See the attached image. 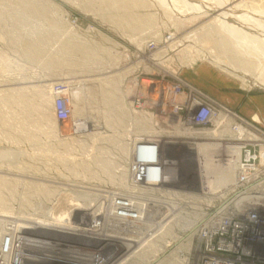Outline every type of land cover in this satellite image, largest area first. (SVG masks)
I'll return each mask as SVG.
<instances>
[{
    "label": "rangeland",
    "instance_id": "1",
    "mask_svg": "<svg viewBox=\"0 0 264 264\" xmlns=\"http://www.w3.org/2000/svg\"><path fill=\"white\" fill-rule=\"evenodd\" d=\"M123 2L127 7L121 5ZM247 2L264 8V0ZM27 3L31 10L26 7ZM156 5L136 7L129 0H0V97L7 93L12 95L20 89L28 100H32L29 104H4L6 108L0 104V115L4 116L0 119V179L10 181V185L13 183V191L0 186L6 208L9 206L12 211L10 213L0 205V221L8 223L5 239L13 233L14 227L25 228L18 232L14 247L13 257H18L19 261L24 258L40 264H155L153 254L145 255L146 259L139 258L155 243L159 251L156 258L173 261L177 257L174 262L182 259L194 264L199 246L198 230L210 221V218L206 219L207 214L218 208L214 203L216 197L228 199L233 193L237 168L225 164L228 153L219 154L216 145L235 144L230 140L236 136L227 133V128H220L221 124L217 122L215 127L187 130L174 118L178 110L171 103L177 101L180 107H184L193 100L192 107L195 108L204 104L198 93L212 98L197 86L201 85L199 79L208 74L207 68L227 83L236 84L237 92L245 97L264 95V55H255L249 46L242 47L240 59L248 61L246 71L250 78H242L241 74L237 76L231 72L232 67L230 70L226 68L229 66L226 65L229 63L227 58H214L208 53L210 50H206V54L195 40L187 38L190 31L212 17L206 21L203 19L204 22L184 19L181 23V19L175 18L166 8ZM213 34L218 35V31L213 32L211 38H214ZM256 82L262 85L258 86ZM36 87L49 92L44 98L50 103L40 101V107L47 114L48 109L53 112V121L42 120L36 111L27 109L30 104L31 108L39 104ZM27 89L29 94L25 91ZM58 99H63L67 118L57 111ZM137 99L139 107L135 104ZM25 109L31 112L28 115H32L34 121L26 116ZM9 111L13 114L9 115ZM233 114L238 117L235 125L241 126L239 118L247 122L244 128L248 134L252 135L253 130H261L264 134L261 117L248 119L236 112ZM225 115L230 117L228 112ZM16 116L18 120L14 118ZM8 120L9 129L6 128ZM22 120H28L29 126L21 124ZM38 122L42 124L38 126ZM175 125L179 126L177 130ZM25 130L29 132L24 133ZM7 132L20 138H10ZM213 132L215 135H211ZM23 134H28L29 138ZM11 139L22 140L24 144L16 141V145ZM6 140L10 141L6 143ZM150 140L159 143L161 150L158 149L157 153L153 150L157 160L175 162L170 168L173 176L168 177L170 181L166 180L169 185L165 190L148 186L151 175L146 172L154 171L155 166H148L145 170L138 168L130 156L143 147L142 142ZM205 146L213 149L206 150ZM16 148L24 155H19ZM189 148L195 149L191 151ZM104 161L112 165L109 170L101 165ZM112 172L116 182L110 180ZM119 179L126 180L120 183L123 180ZM42 183L47 188L41 187ZM122 184H128L130 189H122ZM39 187L48 189L53 197H45ZM123 195L122 201L116 200ZM75 199L78 207H75ZM115 201L126 204L131 201L135 207L131 214H142L143 210L140 215L143 227L134 229L129 220L115 217L118 212L114 208ZM52 211L56 217L70 212L71 217L64 219L70 227L81 232L73 231V236L60 237L35 231L30 222L45 221ZM111 212L114 215H108ZM100 214H103L102 219ZM193 217L199 220L197 231L191 233L186 230L185 222L192 221ZM118 241L125 242V246Z\"/></svg>",
    "mask_w": 264,
    "mask_h": 264
},
{
    "label": "bare ground",
    "instance_id": "2",
    "mask_svg": "<svg viewBox=\"0 0 264 264\" xmlns=\"http://www.w3.org/2000/svg\"><path fill=\"white\" fill-rule=\"evenodd\" d=\"M129 1H132L133 2V4L136 6V7H143V8H146V7H149V6H153V7H155L154 6V4H157L158 6L160 5L161 7H163V9L164 8H166L168 11H170V13L172 14V15H174L175 16V18H178V19H181V21H179V22H183L184 21V19H186V21H188V22H191V20H193V19H195V20H203V19H205V21L206 20H208V18H210V17H212V19L210 20V21H207V22H205V23H203L202 25H200V27L199 28H196V29H194V30H192V31H190L191 33H189V34H187V38L191 41V40H195V43H197L198 45H199V47L200 48H203V49H205V51L206 50H210L208 53H210L214 58H227V60L229 61V63H227L226 65H229V66H227L226 68L228 69V70H230L231 69V67H232V69H231V72L232 73H234V74H236L237 76H239V74H241L240 76L243 78H250V76H247V71H246V69L248 68V61H242L240 58H242L241 57V49H242V47H244V46H249L251 49H253V50H251V52L253 51V53H255V55H257L256 53H260V54H263L264 55V8L263 7H261V6H254V5H250L248 2H247V0H129ZM129 3H131V2H129ZM25 4H26V2H25ZM28 4V3H27ZM121 5H124L125 7H127V4L125 5V3L123 2V4H121ZM156 5V6H157ZM157 6V7H158ZM159 6V7H160ZM201 6H206V8L205 9H201L202 7ZM27 8L29 7V4H28V6H26ZM31 7H33V6H31ZM36 7V6H35ZM26 8V9H27ZM28 9H30V8H28ZM36 9V8H35ZM165 9V10H166ZM31 10V9H30ZM166 10V11H167ZM28 11V10H27ZM36 11V10H35ZM39 11V10H38ZM37 11V13H39ZM29 12V11H28ZM32 12H34V10L32 11ZM30 14H32L31 13V11L29 12ZM42 13H43V11H42ZM40 15V14H39ZM201 22H204V20L203 21H201ZM146 23V22H145ZM215 31H218V35H214L213 37L214 38H211V34L213 33V32H215ZM202 33V34H201ZM246 50V49H245ZM46 54V53H45ZM206 54H207V51H206ZM47 55V54H46ZM204 57H206V55H204ZM220 61L222 62V59H220ZM7 70V69H6ZM4 71H5V69H4ZM245 72V73H241V72ZM251 71H253V70H251ZM12 72V71H11ZM24 80V79H23ZM256 84L258 85V86H261L262 84H260L259 82H256ZM34 85V84H33ZM23 86V85H22ZM22 86H21V88H22ZM26 86V85H25ZM4 87V86H3ZM2 87V88H3ZM28 87H30V86H28ZM27 88V87H26ZM25 88V89H26ZM37 88V98H38V101H39V104L37 105V106H35V107H33V108H31L32 106H31V104H30V106H27V107H29V108H27V109H31V110H33L34 112H35V114H37V115H39L40 117H41V119L42 120H46V121H48V120H51V121H53L54 119H52V115H53V112H50L51 110L50 109H48V114H47V111L46 110H44V111H42L43 109H42V107H40V101H43L44 103H50L47 99H45L44 97H45V95H48L49 94V92L47 93V91H40V89H39V87H36ZM36 88H34V89H36ZM5 89V88H4ZM32 89V88H31ZM33 89V90H34ZM15 90V89H14ZM20 90V89H19ZM14 91V93L12 92V95H10V94H6V92H5V94L6 95H4V96H1L0 97V104L1 105H3V108H6L5 107V105L6 104H10V103H14V102H17V104L18 103H28L29 104V102L31 103V101L30 100H28L27 99V97L24 95V93L22 92V90L21 91ZM23 91H24V89H23ZM25 91H27V93H28V89L27 90H25ZM31 91V90H30ZM29 91V92H30ZM35 92H36V90H34ZM49 91V90H48ZM195 92V91H194ZM33 93V92H32ZM31 93V94H32ZM1 94V93H0ZM29 94V93H28ZM36 94V93H35ZM33 95V94H32ZM34 96V95H33ZM32 96V97H33ZM36 96V95H35ZM198 96H199V99L201 100V102H204V105H214L215 106V109L217 110L218 109V106L216 105L217 103L216 102H212L210 99H208L207 97H205L204 95H199V93H198ZM29 97V96H28ZM35 98V97H34ZM193 101V100H192ZM191 101V102H192ZM34 102V101H33ZM37 102V101H36ZM182 102H184V101H181V103ZM5 104V105H4ZM35 104H37V103H35ZM170 104V103H169ZM173 106V108H175V109H178V108H181L180 107V103H178L177 101L176 102H172L171 103ZM15 105V104H14ZM21 105V104H20ZM22 105H24V104H22ZM32 105H33V103H32ZM211 105V106H212ZM12 106V105H11ZM10 105H9V107H11ZM2 107V106H1ZM8 107V108H9ZM15 107H16V105H15ZM25 107V106H24ZM196 108H197V106H195ZM23 108V107H22ZM21 108V109H22ZM220 109H219V114L217 115V116H219L216 120V122L218 123V124H222V122H224V121H227V115H225V114H227V112H224V109L223 108H221V107H219ZM27 109H25L27 112L29 111V110H27ZM56 109V108H55ZM2 110H4V109H2ZM10 110V109H9ZM12 110V109H11ZM14 110H16V109H14ZM5 111V110H4ZM24 112V113H27V112ZM32 111V112H33ZM46 111V112H45ZM6 112V111H5ZM11 112H13V111H11ZM10 111H9V115L10 114H13V113H11ZM33 112V113H34ZM7 113V112H6ZM23 113V114H24ZM31 113V112H30ZM29 112L26 114V116L28 115V114H30ZM32 113V114H33ZM19 114V113H18ZM2 115V114H1ZM0 115V116H1ZM3 115H7V114H3ZM8 115V116H9ZM15 115V114H14ZM31 117H32V115H30ZM141 116V115H140ZM4 117V116H3ZM2 116L0 117V119H2L3 118ZM12 117H13V115H12ZM12 117H11V119H12ZM21 117H22V115H21ZM20 117V118H21ZM28 117H29V115H28ZM31 117H29V118H31ZM9 118V117H8ZM7 118V119H8ZM14 118H16L17 120H18V118H17V116L16 117H14ZM24 117H22V119H23ZM36 118V117H35ZM54 118V117H53ZM5 119V118H4ZM11 119H10V121H11ZM25 120H26V118H24ZM37 119V121H40V120H38V118H36ZM56 119V118H55ZM258 119V118H257ZM256 119V120H257ZM6 120V119H5ZM4 120V121H5ZM29 120V119H28ZM28 120L27 121H24V120H22V121H24V122H22V121H20V122H22L21 124H23V125H28L29 126V123H28ZM4 121H1L2 123L4 122ZM7 121V120H6ZM30 121H34V119H33V117H32V119L30 120ZM141 121V120H140ZM13 122V121H12ZM6 123V122H5ZM8 123H9V120H8ZM14 123V122H13ZM13 123H11V125L13 124ZM34 123H36L37 124V122L35 121ZM34 123H32L31 125H33ZM39 123L40 122H38V126H39ZM216 123V124H217ZM15 124V123H14ZM19 124V122L17 123V121H16V124L15 125H18ZM20 124V125H21ZM36 124H34V125H36ZM42 123H40V125H41ZM7 125H10V123L9 124H6V128H8V126ZM22 126V125H21ZM184 126V125H183ZM13 127V126H12ZM27 127V126H26ZM176 127V128H175ZM175 127H173V128H175V130H177L178 129V127H177V125H175ZM182 127V126H181ZM187 130H192V131H197V130H200V129H202L201 127H193V128H187L186 126H184ZM10 128V127H9ZM8 128V129H9ZM19 128H20V126H19ZM18 128V129H19ZM22 128V127H21ZM30 128H31V126H30ZM39 128V130L41 129L40 127H38ZM18 129H17V132H19V136H20V134H21V132L20 131H18ZM24 129V128H23ZM26 129V128H25ZM28 130H29V128H27ZM32 129V128H31ZM22 130V129H21ZM28 130H25L24 131V133L25 132H27ZM34 130H35V128H34ZM253 130V129H252ZM256 130H258V129H256ZM7 131V130H6ZM13 131H15L14 130V128H13ZM32 131V130H31ZM35 131H37V130H35ZM35 131H32V132H35ZM43 131V130H42ZM245 129H241L240 130V132H239V134L240 135H238L236 138L237 139H233V140H237L236 142H237V144L238 143H241V142H239V138H240V136L242 137V136H247L248 137V134L246 135L245 134ZM29 132V131H28ZM227 133L229 132V131H226ZM8 133V132H7ZM38 133H39V131H38ZM226 133V134H227ZM244 133V134H243ZM9 134H11L12 135V133H8V135L7 136H10ZM15 134V133H14ZM33 134V133H32ZM204 134V133H203ZM211 134V133H210ZM26 135V134H25ZM24 134H23V136H25ZM31 135V134H30ZM33 135H35V134H33ZM211 135H215V133L213 132ZM6 136V137H7ZM14 136V135H13ZM13 136H10V138L11 137H13ZM27 136H28V134H27ZM27 136H25L27 139L29 138V136L27 137ZM32 136V135H31ZM37 136V135H36ZM198 136V135H197ZM252 139H255V140H257L258 138H264V135H262V132H261V130H258V132H256V131H252ZM6 137H5V139H6ZM15 138L17 137V138H20V137H18V136H14ZM21 137H22V134H21ZM40 137V136H39ZM204 137H206V136H204ZM203 137V138H204ZM3 138V137H2ZM9 138V139H10ZM16 138V139H17ZM23 138V140H24V137H22ZM33 138H35L34 136H33ZM41 138V137H40ZM45 138V137H44ZM48 138V137H47ZM37 139V138H36ZM53 139H56V138H53ZM11 140H13V139H11ZM30 140V139H29ZM40 140V139H39ZM59 140V139H58ZM7 141H10V140H6V143H7ZM14 141V140H13ZM17 141V140H16ZM16 141H14L15 142V144H16ZM20 141V143H23V142H21L22 140H19ZM19 141H17V143L19 142ZM28 141V140H27ZM37 141V140H36ZM48 141H49V139H48ZM151 141V140H150ZM153 141V140H152ZM0 142H1V140H0ZM14 142H12L13 143V146H14ZM30 142H32V140L30 141ZM45 142V141H44ZM62 142V141H61ZM8 143H10L11 144V142H8ZM19 143V144H20ZM50 143V142H49ZM57 143V142H56ZM64 142H62V144H63ZM72 143V142H71ZM143 143V147L138 151V152H136V154H134V153H132V155H130V156H132V158L134 159V160H132V161H134L135 162V164H134V166L136 165V166H138V168L140 167V168H144V170L145 169H147V167L148 166H155V170L154 171H148V172H146V174L148 173L149 175H151V179H153V178H156V177H158V173H162V174H164V173H166L165 171H164V169H163V167L161 166V162L159 161V160H157L156 159V157L158 158V156L157 155H154L153 154V150H155V148H151V147H145L144 146V143H147V141H144V142H142ZM167 143V142H166ZM206 143V142H205ZM24 144V143H23ZM28 144V143H27ZM54 144V143H53ZM58 144H61V143H59V141H58ZM57 144V145H58ZM73 144V143H72ZM187 144V143H186ZM9 145V144H8ZM16 145H18V144H16ZM37 145H39V144H37ZM42 145H44V144H42ZM71 145V144H70ZM32 146V145H31ZM34 146V145H33ZM45 146V145H44ZM48 146V145H47ZM60 146V145H59ZM58 146V147H59ZM73 146V145H72ZM82 146V145H81ZM177 146V145H176ZM190 146V145H189ZM217 147V151L219 152V154L221 153V152H227L228 153V156H227V159H226V162H225V164L227 165V166H231V167H238V162H239V159H240V154H238V152H240V153H242L241 152V149H240V147L238 146V145H236V143L235 144H230V143H224V144H222V143H219L218 145H216ZM16 147H19V146H16ZM34 147H37V146H34ZM61 147V146H60ZM167 148H168V146H166ZM201 147V146H200ZM214 147V146H213ZM1 148H2V143H1ZM29 148H30V146H29ZM38 148V147H37ZM36 148V149H37ZM45 149V147H42V149ZM64 149L65 148H67V146L66 147H63ZM69 148V147H68ZM182 148H184V147H182ZM4 149V148H3ZM19 149H20V147H19ZM18 149V150H19ZM24 149V148H23ZM27 149V148H26ZM31 149V148H30ZM32 149H34L33 147H32ZM43 149V150H44ZM46 149H47V147H46ZM69 149H71V148H69ZM88 149V148H87ZM190 149V148H189ZM194 149L195 148H191L190 150L192 151H194ZM198 149V148H197ZM201 149V148H200ZM205 149L206 150H208V149H213L211 146H205ZM16 150H17V148H16ZM17 150V151H18ZM21 150V149H20ZM19 150V151H20ZM42 150V151H43ZM58 150H59V148H58ZM83 150V149H82ZM126 150V149H125ZM159 150H161V149H159ZM189 150V151H190ZM8 151H11V149L10 150H8ZM14 151V150H13ZM18 151V153H20L19 155H21L22 153L21 152H19ZM25 151V150H24ZM27 151V150H26ZM127 151V150H126ZM203 151V150H202ZM5 152H6V150H5ZM15 152V151H14ZM35 152H37V151H35ZM39 152V151H38ZM62 152V151H61ZM69 152V151H68ZM128 152V151H127ZM217 152V153H218ZM0 153H2V151L0 152ZM9 153H12V152H9ZM18 153H17V156H18V158L20 159V157H19V155H18ZM32 153H34V152H31V154ZM44 153V152H43ZM42 152H41V154H43ZM46 153V152H45ZM70 153V152H69ZM129 153V152H128ZM203 153V152H202ZM4 154V153H3ZM2 154V155H3ZM6 154H8V152H6ZM27 154H28V152H27ZM26 154V155H27ZM63 154V153H62ZM87 154V153H86ZM1 155V156H2ZM5 155V154H4ZM12 155V157H13V153L11 154ZM22 155H24V153L22 154ZM40 155V154H39ZM51 155V154H50ZM64 155V154H63ZM7 156V155H6ZM6 156H4V157H6ZM15 156V155H14ZM31 156V155H30ZM34 156V155H33ZM68 156V155H67ZM67 156H66V158H67ZM219 156V155H218ZM8 157H9V155H8ZM11 157V156H10ZM11 157V159H13ZM26 157V156H25ZM28 157H29V155H28ZM27 157V158H28ZM37 157H39V156H37ZM70 157V156H69ZM69 157H68V159H69ZM73 156H71V158H72ZM206 157V156H205ZM33 158V157H32ZM31 158V159H32ZM42 158V157H41ZM10 159V158H9ZM29 159H30V157H29ZM34 159V158H33ZM32 159V160H33ZM44 159V158H43ZM2 160H6V158L5 159H2ZM25 160V159H24ZM73 160V159H72ZM7 161H8V159H7ZM11 161H13V160H11ZM40 161V160H39ZM60 161V160H59ZM19 162V161H18ZM26 162V161H25ZM58 162V161H57ZM66 162V161H65ZM1 163V162H0ZM4 163V162H3ZM7 163V162H6ZM9 163V162H8ZM46 163H47V161H46ZM68 163H70V160L68 161ZM79 163V162H78ZM10 164V163H9ZM22 164V163H21ZM29 164H31V162L29 163ZM48 164H50V163H48ZM54 164V163H53ZM65 164V163H64ZM73 164V163H72ZM16 165V164H15ZM17 165H18V163H17ZM16 165V166H17ZM70 165H71V163H70ZM80 165H82V163H80ZM101 165L103 166V167H105L106 169H108L109 170V168L112 166L110 163H108V162H103V163H101ZM10 166V165H9ZM36 166V165H35ZM55 166V165H54ZM66 166V165H65ZM78 166H79V164H78ZM87 166V165H86ZM11 167V166H10ZM68 167V166H67ZM76 167V166H75ZM80 167V166H79ZM82 167H83V165H82ZM146 167V168H145ZM21 168V167H20ZM25 168V167H24ZM35 168V167H34ZM114 168V167H113ZM9 169V168H8ZM27 169V168H26ZM46 169V168H45ZM73 169H74V167H73ZM9 170H12V169H9ZM28 170V169H27ZM34 170V169H33ZM142 170V169H141ZM6 171V170H5ZM17 171V170H16ZM22 171V170H21ZM20 171V172H21ZM30 171H32V170H30ZM38 170H36V172H37ZM0 172H2V171H0ZM8 172V171H7ZM10 172V171H9ZM23 172V171H22ZM21 172V173H22ZM144 172V171H143ZM174 172H176V171H174ZM179 171H177L176 172V174L178 173ZM33 173V172H32ZM35 173V172H34ZM81 173V172H80ZM102 173V172H101ZM141 174H142V171L140 172ZM169 174H167L168 175V177L170 176V174H172V171H171V173L170 172H168ZM203 173V172H202ZM4 174H5V172H4ZM12 174V173H11ZM15 174V173H14ZM31 174V173H30ZM37 174V173H36ZM40 174V173H39ZM45 174V173H44ZM129 174H132L131 172L129 173ZM128 174V175H129ZM145 174V173H144ZM235 174H236V172H235ZM17 175V174H16ZM23 175V174H22ZM34 175V174H33ZM86 175V174H85ZM84 175V176H85ZM109 175H111V173L109 174ZM113 175H114V173L112 172V177H113ZM125 175V174H124ZM165 175V174H164ZM18 176V175H17ZM97 176V175H96ZM126 176V175H125ZM204 176H205V174H204ZM211 176V175H210ZM218 176V175H217ZM2 177V176H1ZM64 177V176H63ZM87 177V176H86ZM111 177V176H110ZM123 177V176H122ZM175 177V176H174ZM40 178V177H39ZM176 178V177H175ZM174 178V179H175ZM23 179V178H22ZM25 179V178H24ZM35 179V178H34ZM70 179V178H69ZM33 180V179H32ZM36 180H37V178H36ZM40 180V179H39ZM110 180H113V181H117V178L115 177H113V178H110ZM119 180H123V179H119ZM126 180V179H125ZM125 180H123V181H121L120 183H124L125 182ZM168 180V179H167ZM211 180H212V177H211ZM22 181V180H21ZM29 181V180H28ZM45 181V180H44ZM44 181H43V183H44ZM93 181V180H92ZM168 181H170V180H168ZM207 181V180H206ZM10 182V181H9ZM9 182H7V181H5L3 178H2V180L0 179V186H2V188H5L6 190H8V191H11L12 190V185H13V183L10 185L9 184ZM177 182V181H176ZM233 182H235V181H233ZM19 183H21V182H19ZM43 183L42 184H40L41 185V187L42 186H44L43 185ZM130 183V182H129ZM168 183V182H167ZM167 183H166V181L164 182V184L165 185H167ZM27 184V183H26ZM34 184V183H33ZM45 184V183H44ZM184 184V183H183ZM22 185H23V183H22ZM37 185V184H36ZM35 185V186H36ZM39 185V184H38ZM128 185V184H127ZM126 184H122V185H120V187L122 188V189H127V190H129L130 188L127 186ZM15 186V185H14ZM149 186V185H148ZM25 187V186H24ZM45 188H47V186L45 185L44 186ZM22 188V187H21ZM45 188H40L39 187V189H41V191H44V195H45V197H49V196H52L51 195V192H47V190L45 189ZM1 189V188H0ZM17 189V188H16ZM56 189V188H55ZM219 189V188H218ZM4 190V189H3ZM2 190V191H3ZM15 190V189H14ZM53 190H54V188H53ZM221 190V189H220ZM13 191V190H12ZM30 191H33V189L32 190H30ZM55 191V190H54ZM223 190H221L220 192H222ZM4 192V191H3ZM16 192V191H15ZM2 193V192H1ZM6 193V192H5ZM4 193V194H5ZM25 193V192H24ZM131 193V192H130ZM135 193V192H134ZM7 194H9V193H7ZM15 194V193H14ZM29 194V193H28ZM34 193H32V195H33ZM17 195V194H16ZM23 195V194H22ZM35 195V194H34ZM38 195H39V193H38ZM43 195V196H44ZM54 195V194H53ZM59 195V194H58ZM216 195V194H215ZM217 195H223V194H217ZM3 196H5V195H3ZM7 196V195H6ZM11 196V195H10ZM15 196V195H14ZM42 197V196H41ZM53 197V196H52ZM218 197V196H217ZM5 198H7V197H5ZM13 198H15V197H13ZM23 198V197H22ZM32 198V197H31ZM130 198H132V197H130ZM11 199V198H10ZM17 199V198H16ZM24 199H25V197H24ZM47 199V198H46ZM118 199H120L121 201L124 199V195L123 196H120V197H118L116 200H118ZM12 200V199H11ZM28 200H30L29 198H28ZM27 200V201H28ZM79 200V199H78ZM24 201V200H23ZM31 201V200H30ZM6 202V200L5 199H3V197H2V194L0 195V205H1V207L3 206V207H5L4 209H6V210H8L10 213H12V211H11V209H8V208H10L9 206H8V208H6L7 207V203H5ZM26 202V201H25ZM29 202V201H28ZM32 202V201H31ZM75 202H76V199H75ZM78 202H76V205H75V207H78V204H77ZM26 204V203H25ZM72 204V203H71ZM28 205V204H27ZM32 205V204H31ZM29 206H30V204H29ZM114 208H116V210L118 211L117 213H115V217H118V218H122V219H126V220H129V222H131V226L134 228V229H141L142 227H143V225H142V220H141V216L140 215H143V210H142V214H137V215H135V214H131V212H132V210L135 208L134 207V204L131 202V201H129L128 202V204H126V203H124V202H114ZM85 207V206H84ZM231 207H227L226 208V210L228 209H230ZM82 209V208H81ZM88 209V208H87ZM136 210V209H135ZM73 211V210H72ZM83 211V210H82ZM99 212V211H98ZM127 213V214H126ZM136 213V212H135ZM108 214V213H107ZM71 213L69 212V213H63L62 215H58V217H56L55 216V214L53 213V211L52 212H50V214H48L47 216H48V218L46 219L45 218V221H40V220H36V221H32V222H30V224L31 225H33L34 227H32V228H34L35 229V231H42V232H45V233H50V234H57L58 236H60V237H64L65 235L68 237V236H71L72 235V233L71 232H75V233H78L80 230L79 229H74V228H72V227H70L69 226V222H67V220L66 219H64L66 216H70L71 217ZM108 215H114L112 212L110 213V214H108ZM91 216V215H90ZM97 216V215H96ZM100 216V218L102 219L103 218V214H100L99 215ZM107 216V215H106ZM106 216H104V217H106ZM68 218V217H67ZM194 219L192 220V221H187L186 220V224H185V227H186V230H189L191 233L192 232H194V231H197L196 229H197V225H196V223H197V221L199 220V218L198 217H193ZM106 219V218H105ZM64 220H66V221H64ZM90 220V219H89ZM97 221V220H96ZM99 221V220H98ZM133 222V223H132ZM67 223V224H66ZM7 224L8 223H6V221H0V243H1V249L2 250H0V254L1 255H3L4 256V258H3V260H5V261H12L13 263H17L18 261H19V258L18 257H16V258H14L12 255H11V252H10V250L9 251H7L9 248H10V246L12 247L13 246V243H12V240H14L15 242L17 241L16 240V238H17V234H18V232L19 231H24L25 230V228H23V227H19V226H17L16 228L14 227V230H13V233H11V235H10V237H9V239H11V242H10V240H7V239H5V237H4V235H5V233L7 232V230L8 229H6V226H7ZM25 224V223H24ZM29 224V225H30ZM98 225V224H97ZM19 227V228H18ZM147 227V226H146ZM145 227V228H146ZM31 228V229H32ZM28 230V229H27ZM29 230H30V228H29ZM29 232V231H28ZM41 232V233H42ZM81 232V231H80ZM84 233V232H83ZM73 236V235H72ZM5 239V240H4ZM18 239H21V238H19L18 237ZM19 241V240H18ZM114 241V240H113ZM119 242V241H118ZM28 243V242H27ZM26 243V245H28ZM119 243H121V242H119ZM17 244V243H16ZM121 244H123L124 246H125V242H122ZM41 245H44L43 243L41 244ZM40 245V246H41ZM155 243L154 244H151L150 245V248H149V250L147 251V252H144V253H142L140 256H139V258H141V259H143V258H145L146 259V256L145 255H149V254H153L155 257V264H188V260H182L181 259V261H178V263L175 261L174 262V260L177 258H174V260L173 261H168L167 259L165 260H161V259H159V258H156V254L159 252L157 249H156V247H155ZM45 248H46V245L44 246ZM48 247V246H47ZM45 248H43L42 247V249H45ZM122 248V247H121ZM120 248V249H121ZM119 249V250H120ZM7 251V252H6ZM173 256V255H172ZM13 257V258H12ZM138 257V256H137ZM179 257V256H178ZM8 258V259H7ZM169 259V258H168ZM179 259V258H178ZM177 259V260H178ZM28 261V260H27ZM64 262V261H63ZM96 262V261H95ZM99 262V261H98ZM71 263V262H70ZM70 263H67V264H70ZM63 264H66V263H63ZM72 264V263H71ZM75 264V263H74Z\"/></svg>",
    "mask_w": 264,
    "mask_h": 264
},
{
    "label": "built area",
    "instance_id": "3",
    "mask_svg": "<svg viewBox=\"0 0 264 264\" xmlns=\"http://www.w3.org/2000/svg\"><path fill=\"white\" fill-rule=\"evenodd\" d=\"M210 99L213 100L212 102H216L214 99ZM139 103V100L135 101L138 107ZM211 105L200 103L195 109L189 100L184 107L177 109L174 118L187 128L215 127L216 119L219 117L217 116L219 107H226L216 104L218 106L216 110L215 106ZM227 110L225 111L229 113L230 117H227V121L222 122L220 128L225 130L227 128L237 137L240 135V130L245 129L244 125L248 124L239 118L241 126L235 125L234 121L238 117L229 109ZM57 111L60 116L67 118L68 112L63 99H58ZM244 132L246 135L248 134L247 130ZM262 135L264 134L262 133ZM236 137L235 139H237ZM239 139L241 143L238 144L237 140H230L236 143L242 151L236 170V179L232 185L233 193L228 199L221 200L220 197H216L214 203L218 208L207 214L206 219L210 218L208 219L210 221L198 230L199 246L196 249L194 264H264V138L255 140L248 134V137L242 136ZM158 144V142L147 141L144 146L155 148L157 153ZM160 162L166 172L165 175L158 173V177L148 179L150 180L148 185L154 189L157 188L158 191L167 189L169 184H164L168 179L167 173L171 171V167L175 166V162L167 159L161 158ZM170 176L173 175L170 174ZM135 183L138 184V182ZM227 207L231 208L226 210ZM9 237L7 240L11 242ZM12 243L13 246H10L7 251L10 250L13 256L15 241L12 240ZM32 243L38 242L32 241ZM3 258L4 256L0 254V264H40L39 262L32 263L24 258L17 263L6 262Z\"/></svg>",
    "mask_w": 264,
    "mask_h": 264
},
{
    "label": "crops",
    "instance_id": "4",
    "mask_svg": "<svg viewBox=\"0 0 264 264\" xmlns=\"http://www.w3.org/2000/svg\"><path fill=\"white\" fill-rule=\"evenodd\" d=\"M206 75L199 79L201 85H197L214 100L227 107L230 111L236 112L241 117L251 118L252 116L261 117L264 120V95H253L245 97L237 92V85L217 75L214 71L207 68Z\"/></svg>",
    "mask_w": 264,
    "mask_h": 264
}]
</instances>
